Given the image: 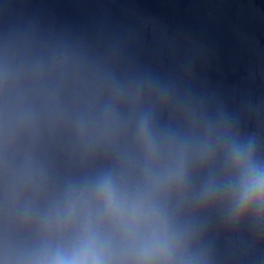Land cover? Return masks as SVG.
<instances>
[{
	"label": "water",
	"instance_id": "1",
	"mask_svg": "<svg viewBox=\"0 0 264 264\" xmlns=\"http://www.w3.org/2000/svg\"><path fill=\"white\" fill-rule=\"evenodd\" d=\"M0 264H264V0H0Z\"/></svg>",
	"mask_w": 264,
	"mask_h": 264
}]
</instances>
